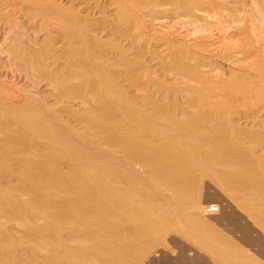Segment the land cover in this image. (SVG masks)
<instances>
[{
	"label": "rangeland",
	"instance_id": "obj_1",
	"mask_svg": "<svg viewBox=\"0 0 264 264\" xmlns=\"http://www.w3.org/2000/svg\"><path fill=\"white\" fill-rule=\"evenodd\" d=\"M41 1L0 0V89L8 96L5 102L18 106L27 102L38 108L48 104L54 109L62 104L58 100L55 105L58 101L54 96L43 98L47 81L34 83L24 75L23 64L13 60L12 49L34 62L40 60L38 54H45L48 69L71 71L76 86L91 83L96 76L89 71L94 68L97 72L93 73L104 78L106 69L98 65L114 73L124 71L128 59L138 79L116 75L125 93L138 105L151 95L164 105L161 110L148 105L149 113L176 115L186 125L157 124L149 133L174 141L176 152L191 151L187 152L188 164L199 172L198 190L180 194L165 179L142 178V198L156 200L166 194L168 203L161 217L156 211L148 214L150 219L159 217V222L146 243L148 251L132 258L133 264H264V190L238 189L233 184L228 176L234 148L229 138L222 143L204 140L212 133L216 137L230 133L236 136L247 166L258 169L254 184L264 186V144L249 137L264 130L260 125L264 122V75L263 81L257 77L260 71L264 73V0H53L50 5ZM90 37L97 39L98 47L83 42ZM106 51L112 57L101 60L99 55ZM254 60L256 68H249ZM37 70L29 72L42 78L43 72ZM110 88L106 95L114 92ZM208 102H215V109L204 108ZM210 116L225 121L226 126L214 130L209 125L192 123L197 117ZM62 117L89 137L96 134V139L102 134L99 127H83L75 116ZM9 130L5 131L16 135V142L19 137L32 138L40 145L46 140L38 136L37 125L31 127V132L22 124ZM84 140L83 146L90 149L93 143ZM99 147L107 148L102 144ZM8 149L0 144L3 152ZM88 171L97 173L93 167ZM199 202L204 209L218 203L228 213L236 211L239 227L230 228L231 221L222 215L223 210L207 213L198 209ZM244 234L250 239H244ZM95 242L88 241L90 245ZM211 249L217 250L216 257L210 254ZM182 255L196 262H177ZM96 263L93 258L86 260V264Z\"/></svg>",
	"mask_w": 264,
	"mask_h": 264
},
{
	"label": "bare ground",
	"instance_id": "obj_2",
	"mask_svg": "<svg viewBox=\"0 0 264 264\" xmlns=\"http://www.w3.org/2000/svg\"><path fill=\"white\" fill-rule=\"evenodd\" d=\"M48 1L41 2L43 5L54 4L53 0ZM47 7L53 9L54 6ZM96 40L90 37L83 42L98 47ZM109 52L99 58L112 57ZM12 54L15 62L23 64L24 75L34 83L47 81L43 98L54 96L62 104L57 109L48 104L38 108L27 102L18 106L5 102L8 96L0 89V144L10 148L7 152L0 150V264H86L90 258L95 259L96 264H133L132 258L142 257L148 251L146 243L168 203L166 194L156 200L142 198L145 190L142 178L165 179L180 194L198 190L199 172L188 164L187 152L191 151L176 152L174 141L149 133L157 124L185 127V123L176 115L167 113L168 117L163 111L155 115L149 113L148 105L158 110L164 105L151 95L138 105L125 93L116 75H124L131 81L138 79L133 73L134 64L128 59L125 60L126 69L115 73L103 64L98 65L106 69L104 78L95 75V68L91 71L87 67L95 79L76 86L72 83L71 71L60 73L48 69L50 64L43 59L45 54H38L41 58L37 62L13 49ZM56 60L54 58V63ZM255 64L254 60L249 68H256ZM35 68L43 72L42 78L29 72ZM263 75V71L257 75L260 81H263ZM109 88L114 92L106 95ZM262 89L264 91V84ZM59 101L54 104L58 106ZM76 106L85 113H79ZM215 107V102L204 105L209 110ZM95 111L99 113L86 115V112ZM64 115L75 116L83 127H99L102 134L96 139V134L89 137L75 128L76 124L68 123L62 117ZM192 123L209 125L214 130L226 126L225 121H218L215 116L197 117ZM16 124H22L30 132L33 125L39 126L38 136L45 137V142L40 145L26 137L14 141L16 135L5 130L15 129ZM84 137L93 143L90 149L83 146ZM234 137L231 133L218 137L212 133L204 140L222 143L229 138L234 148L231 154L233 168L228 176L233 184L238 189L264 190V186L254 184L258 169L247 166L246 157L238 147L239 141ZM249 137L264 144V130H257ZM100 144L109 149L99 147ZM90 167L97 173H90ZM196 207L207 213L223 210L218 203H210L204 209L199 202ZM152 211L159 215L157 219L148 216ZM222 212L230 219V228L239 227L235 221L238 218L236 211ZM243 237L250 239L247 234ZM89 240L96 242L90 245ZM202 244L206 246L204 241ZM209 252L213 257L218 253L213 249ZM186 261L196 262L195 258L190 260L183 255L177 259L179 263Z\"/></svg>",
	"mask_w": 264,
	"mask_h": 264
},
{
	"label": "crops",
	"instance_id": "obj_3",
	"mask_svg": "<svg viewBox=\"0 0 264 264\" xmlns=\"http://www.w3.org/2000/svg\"><path fill=\"white\" fill-rule=\"evenodd\" d=\"M263 235V234H262ZM264 237V236H263ZM262 255H264V254H262Z\"/></svg>",
	"mask_w": 264,
	"mask_h": 264
}]
</instances>
